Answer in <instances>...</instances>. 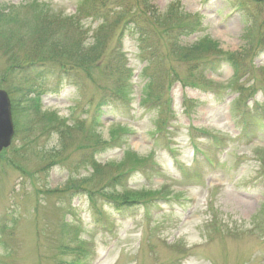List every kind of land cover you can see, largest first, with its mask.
Wrapping results in <instances>:
<instances>
[{
	"label": "rangeland",
	"instance_id": "obj_1",
	"mask_svg": "<svg viewBox=\"0 0 264 264\" xmlns=\"http://www.w3.org/2000/svg\"><path fill=\"white\" fill-rule=\"evenodd\" d=\"M148 1L160 23L139 0H0L18 21L35 6L74 19L89 43L116 19L115 5L125 11L92 81L43 95L34 123L21 118L19 137L0 154V264H264V2ZM132 20L157 44L158 67L121 30ZM169 31L180 32L181 47L209 39L223 54H242L248 72L234 80L221 62L202 73L172 55ZM117 54L131 73L128 101L102 108L96 132L97 105L113 90L100 70ZM7 60L0 51L8 94L24 85L3 74ZM155 74L164 78L148 85ZM96 139L109 146L94 148ZM122 199L129 204L114 203Z\"/></svg>",
	"mask_w": 264,
	"mask_h": 264
},
{
	"label": "trees",
	"instance_id": "obj_2",
	"mask_svg": "<svg viewBox=\"0 0 264 264\" xmlns=\"http://www.w3.org/2000/svg\"><path fill=\"white\" fill-rule=\"evenodd\" d=\"M139 1L143 7L150 10L147 11L150 14L149 18L155 20L156 23H160L161 15L151 7L149 1ZM114 7L118 10L116 19L110 23L104 20L99 25L94 37H91V43L85 37L87 33L80 22L74 19H59V17L45 13L41 8L35 6L30 9V19L18 21L16 15H13L12 12L7 11L4 14L0 10V51L8 57L6 70L3 74L17 76L21 82L19 85H24V87L13 86L7 90L11 101L15 137H19L18 125L21 118L33 124L34 118L40 114L39 102L43 95L59 94L66 87L82 90L88 81H92L94 73L91 72V68L94 63H98L102 59L103 43L107 39L106 34L110 32L111 28L116 27L125 15L124 8L119 5ZM128 25L127 21L124 22L121 30H126L124 33L131 32L136 35V42L140 51L143 52L142 54L148 55L145 58L147 65L153 64V67H158L161 64V58L157 55V44L154 42V45L151 42V40H154L152 37L150 39L146 27L137 25L135 20H132L130 27H127ZM186 28H191V26L183 25L178 27V30L181 29L187 33ZM173 32L169 31L170 37L167 40L172 55H181L182 60L199 67L202 73L216 72L221 62L231 67L233 79L248 72L247 67H242L244 65L241 62L242 54H223L219 51L217 44L209 39L193 43L188 47H181L179 44L180 37H177L180 32L178 31L176 37H173ZM119 38L122 39L123 37ZM148 41L149 44L144 47V44ZM15 49L27 52L25 61L17 59ZM10 52L12 55H10ZM112 59L105 62L103 64L104 68L100 70L102 76H107L112 81L113 90L110 96H103L98 103L96 116L93 118L95 126L97 125L99 111L102 108L110 109L115 103L128 101L125 94L131 87V73L127 69L121 54H117ZM144 70L148 71V69ZM6 76L2 78L4 79ZM153 76L155 81L150 80L148 77L146 79L147 84L150 86L159 83L161 78H164L158 74ZM166 79L167 77H165ZM41 117L47 123L50 120L57 119L52 114L41 115ZM30 127L24 128L26 133L30 132ZM105 145H101L99 140L96 139L94 143L96 147L94 148H103ZM122 200L124 201L120 204H129L125 199ZM71 264H76V262Z\"/></svg>",
	"mask_w": 264,
	"mask_h": 264
},
{
	"label": "water",
	"instance_id": "obj_3",
	"mask_svg": "<svg viewBox=\"0 0 264 264\" xmlns=\"http://www.w3.org/2000/svg\"><path fill=\"white\" fill-rule=\"evenodd\" d=\"M14 130L7 94L0 90V152L9 147Z\"/></svg>",
	"mask_w": 264,
	"mask_h": 264
}]
</instances>
